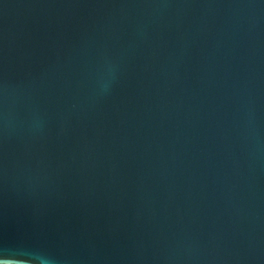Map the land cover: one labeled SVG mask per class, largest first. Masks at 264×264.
Returning <instances> with one entry per match:
<instances>
[{
	"label": "water",
	"instance_id": "95a60500",
	"mask_svg": "<svg viewBox=\"0 0 264 264\" xmlns=\"http://www.w3.org/2000/svg\"><path fill=\"white\" fill-rule=\"evenodd\" d=\"M7 264H264V0H0Z\"/></svg>",
	"mask_w": 264,
	"mask_h": 264
},
{
	"label": "snow or ice",
	"instance_id": "6c2138e0",
	"mask_svg": "<svg viewBox=\"0 0 264 264\" xmlns=\"http://www.w3.org/2000/svg\"><path fill=\"white\" fill-rule=\"evenodd\" d=\"M8 246L7 239L3 234H0V249ZM8 258L6 256L0 255V264H7Z\"/></svg>",
	"mask_w": 264,
	"mask_h": 264
}]
</instances>
